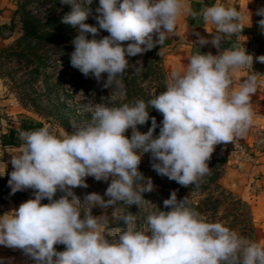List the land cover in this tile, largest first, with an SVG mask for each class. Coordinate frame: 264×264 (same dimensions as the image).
I'll return each instance as SVG.
<instances>
[{
  "label": "clouds",
  "instance_id": "clouds-1",
  "mask_svg": "<svg viewBox=\"0 0 264 264\" xmlns=\"http://www.w3.org/2000/svg\"><path fill=\"white\" fill-rule=\"evenodd\" d=\"M61 2L71 6L62 22L78 31L71 41V66L111 92L107 103L90 109L89 121L73 124L70 134L58 136L48 126L18 132L22 144L11 154L8 185L12 194L32 189L34 198L0 215V245L21 250L34 264H264V244L207 221L188 196L178 199L173 190L163 201L169 211L146 208L144 193L155 186L139 170L142 157L150 153L159 175L182 187L197 185L209 173L215 147L234 143L253 125L251 97L264 81L249 74L239 88L233 87V73L252 67L254 58L245 48L221 47L245 29L241 12L220 3L196 12L185 0H99L97 27L85 22L93 0ZM184 14L215 27V33L205 27L212 38L200 36L197 43L202 48L211 44L219 54L192 55L185 69L165 79L164 91L147 102L117 106L126 96L125 72L143 68L141 61L130 65L128 57L162 48ZM256 15L264 17V7ZM257 23L264 31V18ZM101 30L109 35L97 39ZM256 59L264 63V55ZM149 107L163 120L157 124L151 117V127L142 133L138 126L149 121ZM87 177L111 181L103 196L92 192L81 199L75 194V188L88 187ZM58 192L64 194L56 199ZM45 199L49 203L43 204ZM120 205L138 206L143 226H137V214L121 213ZM95 207H113V218L127 227L106 232L108 216L92 215ZM57 244L65 250L57 251Z\"/></svg>",
  "mask_w": 264,
  "mask_h": 264
},
{
  "label": "rangeland",
  "instance_id": "rangeland-1",
  "mask_svg": "<svg viewBox=\"0 0 264 264\" xmlns=\"http://www.w3.org/2000/svg\"><path fill=\"white\" fill-rule=\"evenodd\" d=\"M31 0H21L22 4H25L26 11L31 14L36 20L41 23H46L48 20H56V28L54 40H28L27 46L17 44V39L23 34L22 31V17L19 14L16 17L15 27V39L8 49L2 51L0 64L1 73L7 75V84L13 91L15 97L24 107H31L36 104V110L40 114V117H32L34 120L44 122V126H48L56 135H67L73 131V124L79 125L85 123L91 119L90 109L97 103H107V97L111 89H103L101 83H98L93 77H85L78 69L71 66L70 56L74 51V46L71 41L78 31L71 25L62 22L63 17L71 11V6L64 4L61 0H44L39 2L35 8L29 6ZM99 0H93V4L90 6L92 11L85 21L88 24L97 26V20L95 17L98 15L96 8L98 7ZM101 30L97 39L102 38ZM92 36L89 34V39ZM126 44L128 42H125ZM160 55L163 54L164 48L160 49ZM130 65H136L131 63ZM133 71L130 67L128 74ZM136 74V72H134ZM104 75V79H107V75ZM145 75L141 72L137 74L136 90H140V93L144 96L142 99L153 98L161 91H164V81L167 77L163 78L160 73L152 74L143 78ZM124 83V81H123ZM127 90V86L124 83ZM102 97H105L102 101ZM139 99L135 97L133 99L125 98L122 101L117 102V106L121 103H133ZM141 99V98H140ZM151 115L159 118V123L163 120V116L159 113H155V109L148 108ZM64 123L66 128H63L60 124ZM151 118L145 125L138 126V130L142 133H146L151 127ZM43 126V127H44ZM255 127H250L247 133L235 140L234 143L219 144L215 147L211 159L208 161V166H214L213 161L217 164L221 163L220 158L225 157L226 161L223 163V169L226 171L228 167V161L231 159H237L243 153H247L249 148V139ZM132 130L129 129L126 135L130 138ZM160 128L157 127L155 136H158ZM222 169V167H221ZM140 172L143 173L145 178H151L155 186L154 191L150 193H144L145 207L151 210H156L158 206L164 210L169 211L170 208H164L163 201L170 198V194L173 191V187L177 185L175 181L169 180L166 176L159 175L152 167L151 154L145 153L142 157L141 164L139 165ZM207 175L202 177L197 185L191 186L190 192H180L181 196H188L192 202L193 208L199 213L205 211L203 215L210 222H219L228 228L235 230L242 237L249 234L248 230L243 229V225H238L234 221V217L239 213L245 219V222L249 219L248 209L242 205H238L234 197L228 195L226 192L216 190L213 185H201V189L198 188L199 184L209 178L210 171ZM87 188H75L74 192L77 196L83 199L86 193L96 192L101 196L104 195L108 182L96 181L93 177H87ZM181 187V185H177ZM64 193H61L63 195ZM56 196L59 199L60 196ZM223 196L222 202L217 204V198ZM105 200L108 197H104ZM153 204H152V203ZM155 204V205H154ZM201 207L198 211L197 208ZM120 212L137 214L136 223L138 227L144 224V213H139L140 209L136 205H132L127 208L124 205H120ZM102 210L103 214H107L110 217V229L126 228L127 225L121 222L119 219H115L112 216L114 211L113 207H109L107 210L100 207L92 209V215L95 212ZM119 214V213H118ZM112 220H114L112 222ZM112 222V223H111ZM115 227V228H114ZM245 238V237H244Z\"/></svg>",
  "mask_w": 264,
  "mask_h": 264
},
{
  "label": "crops",
  "instance_id": "crops-1",
  "mask_svg": "<svg viewBox=\"0 0 264 264\" xmlns=\"http://www.w3.org/2000/svg\"><path fill=\"white\" fill-rule=\"evenodd\" d=\"M185 3L196 12H199L205 5L212 6L217 3L236 7L244 17L245 29L224 42H230L240 48H245L250 41L254 24L261 17L256 15V11L264 7V0H185ZM20 5L21 0H0V53L8 49L15 39L14 25L16 17L19 15ZM205 27L209 32L215 33L216 31L214 26L205 25L200 18H193L188 14L181 16L175 33L169 35L163 45L162 66L167 77L172 71L185 69L188 59L194 54L208 52L213 55L219 54V50L211 44L202 48L197 43L200 36L209 40L212 38L213 34L208 33ZM196 33H199V36ZM247 75L244 70L233 73V87L239 88ZM7 80V75L1 73L0 64V179L13 170L10 163L11 154L18 153L22 144V142L18 145L5 144L4 139L8 131L11 128H18L22 119L34 120L32 117H40L31 107H24L20 104L8 86ZM260 80L264 81V77ZM251 106L254 113V123L251 127L264 128V85L259 86L256 94L251 97ZM37 122L44 126V122ZM220 184L250 206L256 242L264 244V152L258 153L250 149L237 159H230L228 167L220 179ZM1 187L2 185H0ZM61 193L58 192L56 196ZM7 196V192L0 190V215L18 209L20 206L17 202L9 200ZM47 202V199L42 201L43 204H47ZM102 215H104L102 210L100 212L96 210L94 214V216ZM108 220L106 232L110 229L109 216ZM56 248L57 251L65 250V246L62 244H57ZM0 264H34V262L21 250L0 245Z\"/></svg>",
  "mask_w": 264,
  "mask_h": 264
},
{
  "label": "trees",
  "instance_id": "trees-1",
  "mask_svg": "<svg viewBox=\"0 0 264 264\" xmlns=\"http://www.w3.org/2000/svg\"><path fill=\"white\" fill-rule=\"evenodd\" d=\"M19 14H21L22 17V31L23 34L17 39V44H22L25 46H27L28 44H26L28 42V40H41L42 41H47V40H54L55 37V31L57 30L56 28V20H48L46 23H41L38 20H36L31 14H29L26 11L25 8V4L20 5L19 7ZM109 35L108 32L103 31L102 33V38L104 36ZM126 46V43H125ZM233 45L230 42H222L221 47L222 48H231ZM163 48V46H162ZM161 49L160 45H157V47L153 48L152 50L141 54V55H137L134 57H128L129 60V64L131 63H135L137 64V61H141L143 63V68L140 71L141 75L143 73H145V75H143V78H146L147 76H150L152 74H156V73H160V76L165 78L166 73L163 69L162 66V61H163V54L159 55V51ZM137 74H134L133 71L130 72V74H128V71L125 72L124 74V78L123 81L127 86V90H126V98H130L133 99L135 97H139V99L144 96L143 94L140 93V90H136V85H137ZM107 75V74H106ZM149 99H143L145 102H147ZM137 100V99H136ZM35 103L34 105H31L32 110L38 114L40 116V114L37 112L36 107H35ZM149 111V110H148ZM155 113L157 112L156 110H154ZM154 117V115L150 114V118ZM157 124L159 123V118L155 117ZM152 122V121H151ZM63 128H66L65 124L62 123L60 124ZM43 124L37 121H34L32 119L29 118H25L22 119L19 122V126L18 128H11L7 135L5 136L4 139V143L7 145H18L21 143V141L18 139V132L20 130H37L39 128H42ZM221 163L217 164L215 161H213L214 166L211 167V172L209 174V178H207L206 180H204V182H202L201 184H199V187L201 189V185H213L215 187L216 190H220L222 192H226L228 195L234 197V199L237 201L238 205H242L244 207H246L248 209L249 212V219L248 221L245 222V219H243V216L241 214H237L234 217V221L238 224V225H243V229L244 230H248L249 234L244 236L245 238H247L250 241H255L256 242V237H255V232H254V226H253V222H252V215H251V209L250 206L245 203L244 201H242L241 199H239L238 197H236L233 193H231L230 191L226 190L224 187L221 186L220 184V179L222 178V176L224 175L225 171L223 169V163L226 161L225 157L222 156L220 158ZM222 167V169H221ZM0 185H2V187L0 188L1 191H5L7 192V198L10 200V194H9V187H8V183L6 178H2L0 179ZM178 185V184H177ZM177 185H175L173 187V190H178L180 192H190L191 191V186L189 187H178ZM185 196H181L180 193H177V198L178 199H183ZM222 198H224L222 195L219 196L217 198V204L222 202ZM201 209V207H198L197 210L199 211ZM203 213H205V211H200L199 214H201L203 217H205L203 215ZM207 219V218H206ZM208 221V219H207ZM210 222V221H209Z\"/></svg>",
  "mask_w": 264,
  "mask_h": 264
},
{
  "label": "built area",
  "instance_id": "built-area-1",
  "mask_svg": "<svg viewBox=\"0 0 264 264\" xmlns=\"http://www.w3.org/2000/svg\"><path fill=\"white\" fill-rule=\"evenodd\" d=\"M42 1L44 0H31L29 6H31V8H35V6L39 2H42ZM262 18L264 17L258 18V20L255 22L254 28L251 33L250 41L245 46L247 53L252 55L254 58L253 65L250 68L243 69L248 75L256 74L259 80L264 77V63L256 59L257 57L264 55V31L261 30V28L259 27L257 23ZM249 148L258 153L264 152V128L256 127L253 129V132L249 139ZM10 173L11 172H8L4 175V178H6L7 183L10 178ZM77 188H80V187H77ZM9 194H10V200L17 202L19 205L27 201L28 199L34 198L32 189L18 191L15 194H12L11 188L9 187ZM47 203H49V201ZM121 222L124 223L122 219H119L118 223H121Z\"/></svg>",
  "mask_w": 264,
  "mask_h": 264
},
{
  "label": "water",
  "instance_id": "water-1",
  "mask_svg": "<svg viewBox=\"0 0 264 264\" xmlns=\"http://www.w3.org/2000/svg\"><path fill=\"white\" fill-rule=\"evenodd\" d=\"M60 136H62V135H60Z\"/></svg>",
  "mask_w": 264,
  "mask_h": 264
}]
</instances>
